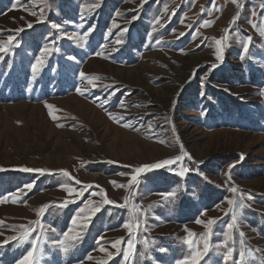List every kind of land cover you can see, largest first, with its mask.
I'll return each mask as SVG.
<instances>
[{
    "label": "rangeland",
    "instance_id": "rangeland-1",
    "mask_svg": "<svg viewBox=\"0 0 264 264\" xmlns=\"http://www.w3.org/2000/svg\"><path fill=\"white\" fill-rule=\"evenodd\" d=\"M237 2L0 0V264L33 241L32 264H191L196 248V264H225V245L227 264L242 248L243 264H264V0ZM181 146L191 160L143 167Z\"/></svg>",
    "mask_w": 264,
    "mask_h": 264
},
{
    "label": "snow or ice",
    "instance_id": "snow-or-ice-1",
    "mask_svg": "<svg viewBox=\"0 0 264 264\" xmlns=\"http://www.w3.org/2000/svg\"><path fill=\"white\" fill-rule=\"evenodd\" d=\"M232 2L234 4H237V7H240V5L238 4L237 0H232ZM95 6H98V5H93V7ZM261 8H264V4H261ZM34 14V13H33ZM209 22L208 21H204L203 22V25H208ZM29 28L32 27L31 23H29L27 25ZM53 28H59L60 26L57 25V24H53L52 25ZM17 31H23V29H18ZM180 35H183V33H181ZM261 35H264V31L261 32ZM69 38H72V37H69ZM13 40V37H9V42H11ZM248 40L250 41L251 40V37L248 38ZM5 43L6 42H3V41H0V52H6L8 49L5 47ZM216 44L218 46L221 45V41L220 40H216ZM53 49H50V48H45L42 50V53L41 55L44 56V55H47V54H50V52L52 51ZM243 50L244 52L246 53L247 50H248V43H244L243 45ZM97 55H100V53H97ZM71 59V57H70ZM216 59L217 60H221L222 59V55H221V50L220 48L218 47V50H217V55H216ZM44 63L43 59L41 58H37V61L35 64L32 65V71L33 73H36L40 70V68L38 67L39 65H42ZM213 67H216V65H213ZM80 76L81 78H85V74L83 72L80 73ZM99 77H90L88 78V83L92 84L93 83V80H98ZM95 86V85H93ZM77 92L81 95H83L84 93L80 91V89L78 88L77 89ZM46 107H49L51 108L52 106L51 105H47L46 104ZM51 115V113H50ZM53 119H57L56 116H53ZM113 119H115L113 117ZM58 126H62V125H58ZM129 127H131V125H128ZM187 156V158L189 160L192 159V157L183 151V147L181 146V155H178L174 158H169V159H165L163 161H160V162H157L156 164L154 165H150V166H143L144 168H161V167H166V166H171L173 164H176L177 162H180V161H183L184 157ZM4 169H0V171H3ZM20 171H23V172H33V171H38V172H41L42 174L44 173L45 170L43 169H31V168H27V167H23L21 169H19ZM142 169H136V172L139 173ZM188 171H190V169L186 168V167H181V170L180 172L178 173L180 176H184ZM62 174L63 176L67 177L69 180L71 179H74L71 177L70 173L67 171V170H62ZM229 178H230V175H229ZM132 181H135L137 178L136 176H133L132 178ZM75 183L77 184H80L81 181H75ZM113 184H115V182L113 181L112 182ZM26 187L28 189H31L33 187L32 184H28L26 185ZM62 188H64L65 191H67L69 194H72V193H76V195L79 197V196H83L84 194V190L81 189L79 192H77V190L75 188H72L70 186H68L67 184H64V185H61ZM90 187V186H89ZM123 187V186H121ZM231 191L233 193H236L237 192V189L235 187L231 188ZM167 195H174V193L172 194H167ZM244 197L243 196H240L239 198V201L237 200H228V204L230 205V209L229 211L231 212V223H229L227 225L228 229L229 230H233L234 228L238 227V223H239V216H238V213L235 209H243L245 207H248L249 205H246L244 202ZM15 202V201H14ZM68 202H73V201H65V204L64 205H59V206H65ZM105 204H112L114 202L108 200V199H105L104 201ZM50 205H45V206H42L41 209H40V212H43L44 209L46 207H49ZM117 206H120V205H117ZM88 206L85 205L84 208H81L79 210V213H84L85 212V209L87 208ZM93 211H99V208H96L94 209ZM206 211L205 210V213L206 214ZM78 213V215H79ZM76 219L73 218V221L72 223L73 224H76ZM197 224H200V223H203L201 220H196L195 221ZM216 223V220L215 219H208L206 223H204V227L206 229H208V233L210 234L211 233V227L212 225H214ZM139 225L137 224V227ZM88 227V221H85L81 227V230H86V228ZM125 228H130L129 224L128 223H125L124 225ZM69 231H71V229H69ZM30 235V232L29 231H25L24 235L22 237H13V239H19L21 242H23L28 236ZM189 235L191 236L192 233H189ZM228 235V239L231 240L232 239V236L231 234H227ZM64 236H65V239H80L81 237L79 236H76V237H69V233L66 232L64 233ZM240 237H241V244L243 245L244 244V240H243V237H244V233L241 232L240 233ZM186 244H189V240H185L184 241ZM120 243V240H116L115 242H113V247H115L117 244ZM62 244V251L67 254L69 252V248H70V245H64L63 242H61ZM36 246H37V241H33L32 243V250H29L26 254V256L19 262V264H32V262L29 260L30 257H33L34 255V251L36 249ZM128 247H129V251H126L124 252V259H125V262H127L128 258H129V254L133 248V243L131 240L128 241ZM145 247H147V242H145ZM191 247V245H190ZM227 251L224 253V256H223V259L225 261V264H227V262L229 261V259L232 258V255H233V252H234V249L231 248L230 246L228 245H225ZM104 249H101V251H103ZM160 251H166L165 249H160ZM208 251V244L207 242H205L204 244V252H207ZM199 253H200V249L199 248H196L195 249V252H194V257L191 259V264H196V259L199 258ZM111 256V254H109ZM239 257H240V264H243V261L245 259V252L243 250V248L241 249L240 253H239ZM89 259H91V257H89ZM187 259V258H186ZM176 264H185V261H177Z\"/></svg>",
    "mask_w": 264,
    "mask_h": 264
},
{
    "label": "trees",
    "instance_id": "trees-1",
    "mask_svg": "<svg viewBox=\"0 0 264 264\" xmlns=\"http://www.w3.org/2000/svg\"><path fill=\"white\" fill-rule=\"evenodd\" d=\"M14 51H16V50H14ZM11 56V55H10ZM16 57V53L14 52V54H13V58H15Z\"/></svg>",
    "mask_w": 264,
    "mask_h": 264
}]
</instances>
